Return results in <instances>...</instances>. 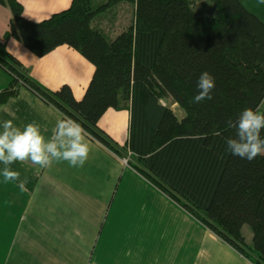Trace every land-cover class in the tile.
<instances>
[{
    "label": "trees",
    "instance_id": "1",
    "mask_svg": "<svg viewBox=\"0 0 264 264\" xmlns=\"http://www.w3.org/2000/svg\"><path fill=\"white\" fill-rule=\"evenodd\" d=\"M209 2L212 11L198 13L192 0H71L33 21L18 0H0L11 13L0 40V67L11 80L0 103L24 85L117 154L98 121L108 108L130 109L128 147L140 170L239 254L264 264V156L241 159L226 145L236 134L229 119L249 107L264 113V21L240 0ZM11 37L38 57L60 45L80 53L94 66L82 98L31 78L6 50ZM204 71L215 78L213 99L194 103Z\"/></svg>",
    "mask_w": 264,
    "mask_h": 264
},
{
    "label": "crops",
    "instance_id": "2",
    "mask_svg": "<svg viewBox=\"0 0 264 264\" xmlns=\"http://www.w3.org/2000/svg\"><path fill=\"white\" fill-rule=\"evenodd\" d=\"M18 1L23 15L33 21L71 3ZM240 1L264 21V4ZM10 17L8 7L0 4V40ZM5 45L42 86L55 91L68 85L75 100L82 98L94 66L76 50L60 45L38 57L15 38ZM10 80L0 67V91ZM62 118L24 85L0 103V131L6 120L21 129L36 122L50 139ZM98 127L115 142L118 154L88 135L90 152L83 167L65 161L40 168L18 161L11 168L27 180L26 191L0 175V264H253L140 170L128 147L130 109L108 108ZM3 167L0 163V172Z\"/></svg>",
    "mask_w": 264,
    "mask_h": 264
},
{
    "label": "clouds",
    "instance_id": "3",
    "mask_svg": "<svg viewBox=\"0 0 264 264\" xmlns=\"http://www.w3.org/2000/svg\"><path fill=\"white\" fill-rule=\"evenodd\" d=\"M264 4V0H259ZM215 78L208 71L200 74L197 80V93L194 103L212 100L215 89ZM264 103V102H262ZM228 128H234V138H227V150L234 156L252 161L258 156H264V113L257 107L245 108L235 119H229ZM0 131V163L4 165L0 175L5 182L16 181L22 191H26V179H21L19 171L12 170L16 162H31L40 168H49L54 162H67L71 167H83L90 152L87 141L88 133L71 117L57 120L53 134L46 139L41 126L36 122L26 124L22 129L12 120H6ZM46 131V129H45ZM219 135V133H217Z\"/></svg>",
    "mask_w": 264,
    "mask_h": 264
},
{
    "label": "rangeland",
    "instance_id": "4",
    "mask_svg": "<svg viewBox=\"0 0 264 264\" xmlns=\"http://www.w3.org/2000/svg\"><path fill=\"white\" fill-rule=\"evenodd\" d=\"M192 1H196V5L194 6V10L198 13H208L209 11H212V5L210 4L209 0H192ZM244 4H246V1H244ZM258 8V7H256ZM167 103H170V107L175 109L176 111H179V113H181V111L178 109L177 105L175 103H173L171 100H167ZM261 108L264 109V103H262ZM127 162L128 159H125ZM243 233L246 237V240L249 242V239L251 237V232L244 227L243 228Z\"/></svg>",
    "mask_w": 264,
    "mask_h": 264
},
{
    "label": "built area",
    "instance_id": "5",
    "mask_svg": "<svg viewBox=\"0 0 264 264\" xmlns=\"http://www.w3.org/2000/svg\"><path fill=\"white\" fill-rule=\"evenodd\" d=\"M124 161H126V160L124 159Z\"/></svg>",
    "mask_w": 264,
    "mask_h": 264
}]
</instances>
